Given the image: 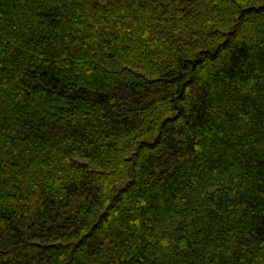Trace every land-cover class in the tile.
<instances>
[{
	"label": "trees",
	"instance_id": "obj_1",
	"mask_svg": "<svg viewBox=\"0 0 264 264\" xmlns=\"http://www.w3.org/2000/svg\"><path fill=\"white\" fill-rule=\"evenodd\" d=\"M0 264H264V0H0Z\"/></svg>",
	"mask_w": 264,
	"mask_h": 264
}]
</instances>
